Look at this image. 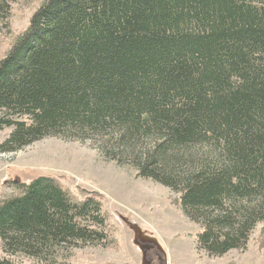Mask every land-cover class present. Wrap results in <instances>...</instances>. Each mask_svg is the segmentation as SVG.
<instances>
[{
	"label": "trees",
	"instance_id": "trees-1",
	"mask_svg": "<svg viewBox=\"0 0 264 264\" xmlns=\"http://www.w3.org/2000/svg\"><path fill=\"white\" fill-rule=\"evenodd\" d=\"M10 11L0 0L5 26ZM6 130L0 154L97 140L180 195L200 250L245 248L260 223L264 235V0H44L0 59ZM8 184L6 255L54 264L109 242L97 192L78 199L49 175Z\"/></svg>",
	"mask_w": 264,
	"mask_h": 264
},
{
	"label": "rangeland",
	"instance_id": "rangeland-1",
	"mask_svg": "<svg viewBox=\"0 0 264 264\" xmlns=\"http://www.w3.org/2000/svg\"><path fill=\"white\" fill-rule=\"evenodd\" d=\"M9 26L0 14V59L29 25L44 0H10ZM10 130L0 132V142ZM97 140L46 137L16 153L0 154V201L17 194L8 182H29L38 175L58 180L74 197L97 192L107 217V245H77L61 250L54 264H264L262 224L247 246L211 256L197 245L201 226L181 210L179 194L138 177L131 165L107 161ZM15 264H45L23 255L0 258ZM52 264V263H51Z\"/></svg>",
	"mask_w": 264,
	"mask_h": 264
}]
</instances>
